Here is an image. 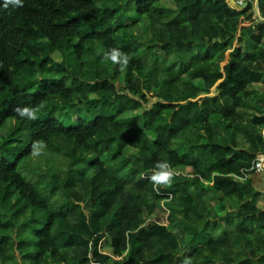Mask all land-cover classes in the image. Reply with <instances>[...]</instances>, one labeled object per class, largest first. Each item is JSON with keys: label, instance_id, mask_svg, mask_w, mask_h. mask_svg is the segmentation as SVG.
<instances>
[{"label": "trees", "instance_id": "16d2710c", "mask_svg": "<svg viewBox=\"0 0 264 264\" xmlns=\"http://www.w3.org/2000/svg\"><path fill=\"white\" fill-rule=\"evenodd\" d=\"M173 1L0 0L1 264H264V22Z\"/></svg>", "mask_w": 264, "mask_h": 264}, {"label": "rangeland", "instance_id": "374dc122", "mask_svg": "<svg viewBox=\"0 0 264 264\" xmlns=\"http://www.w3.org/2000/svg\"><path fill=\"white\" fill-rule=\"evenodd\" d=\"M235 1H238V3H239L240 1H244V0H240V1L239 0H235ZM163 5L165 7V10H166L167 14H175V13H177V7H176V4H175V2L173 0H163ZM130 23H131V21L128 20V19L122 20V24H124V25L130 24ZM246 24L249 25L250 23L247 22ZM197 50H198V48H197ZM53 58L56 61H60L62 59V55L59 52H55L53 54ZM118 85H119V87H122L124 85L122 78H120V80L118 81ZM146 106L147 105L145 104L143 108H145ZM143 108H140V109H137V110H131V111L126 112L123 116L120 117V120L124 121V120H126L128 118L137 116L138 114L143 112ZM63 110H67V111L69 110L71 114H73V112H74L73 108H71V107H68L67 109L65 108ZM74 117H77V116H74ZM141 132H144V131L141 130ZM146 132L149 133V138L150 139L153 140L155 138L154 136L156 134L152 130H149V131H146ZM126 152H128L129 154H134L137 151L135 149H132V148L129 147V148L126 149ZM185 187L190 192L195 193V189L193 188V186L191 185L190 182H186L185 183ZM260 206L264 207V202H263V204H260ZM85 207H86V211H88L90 209V208L88 209V207H91V202H88ZM161 212L163 213V215L161 214ZM167 213L168 212L166 211L165 207L161 203V207H158V210L154 213V216L153 215L151 216V218L153 217V220L161 222V221H164V217L167 216ZM164 214H165V216H164ZM111 246H112V244H111L110 238H106L102 242L101 249H102L103 252L110 253L111 249H112Z\"/></svg>", "mask_w": 264, "mask_h": 264}, {"label": "crops", "instance_id": "0c3cea01", "mask_svg": "<svg viewBox=\"0 0 264 264\" xmlns=\"http://www.w3.org/2000/svg\"><path fill=\"white\" fill-rule=\"evenodd\" d=\"M244 25L249 26L251 24L247 25L245 23ZM263 90H264V86L262 83H253L249 86V91H251V92L252 91L262 92ZM242 111L246 114V117L249 119H251L254 116V112H252V111H247V110H242ZM243 145L246 146L247 144L243 143ZM249 177L252 178V182H253L254 186L262 192V196L260 198L259 205L263 204V202H264V173H262V174H251V173H249L247 178H249ZM238 180L244 181L245 180L244 175L241 177H238Z\"/></svg>", "mask_w": 264, "mask_h": 264}, {"label": "built area", "instance_id": "2783aa9c", "mask_svg": "<svg viewBox=\"0 0 264 264\" xmlns=\"http://www.w3.org/2000/svg\"><path fill=\"white\" fill-rule=\"evenodd\" d=\"M243 4V1H240ZM254 172L255 174L264 173V153H260L257 158L253 161L252 166L244 170V178L246 179L249 173Z\"/></svg>", "mask_w": 264, "mask_h": 264}, {"label": "water", "instance_id": "95a60500", "mask_svg": "<svg viewBox=\"0 0 264 264\" xmlns=\"http://www.w3.org/2000/svg\"><path fill=\"white\" fill-rule=\"evenodd\" d=\"M231 1H232L233 4H236V1L235 0H231ZM259 3H260V0H256V7H255L256 8V14L259 17V19L264 22V18L261 16V14L259 12ZM247 4H248V2H244L242 4V7L247 6Z\"/></svg>", "mask_w": 264, "mask_h": 264}]
</instances>
